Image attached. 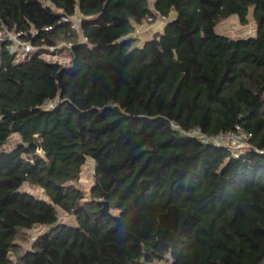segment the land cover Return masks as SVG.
Segmentation results:
<instances>
[{
	"label": "trees",
	"instance_id": "16d2710c",
	"mask_svg": "<svg viewBox=\"0 0 264 264\" xmlns=\"http://www.w3.org/2000/svg\"><path fill=\"white\" fill-rule=\"evenodd\" d=\"M153 1L0 0V32L42 47L0 46V264H264V0ZM251 10L255 36L217 31ZM61 43L69 65L42 57ZM236 126L237 155L185 135Z\"/></svg>",
	"mask_w": 264,
	"mask_h": 264
},
{
	"label": "rangeland",
	"instance_id": "374dc122",
	"mask_svg": "<svg viewBox=\"0 0 264 264\" xmlns=\"http://www.w3.org/2000/svg\"><path fill=\"white\" fill-rule=\"evenodd\" d=\"M151 7H153L154 1L150 0ZM153 9V8H152ZM154 11V10H153ZM155 18H151L148 21H145L141 26L137 27L136 36L140 38L141 44H143L147 39L152 38L158 32L163 31L165 24L176 17V14H171L170 18H163L159 14H155ZM80 21L78 19L74 20V27L79 29ZM217 31L223 34L230 36L233 39L255 36L257 31V25L253 17V10L250 11L248 17V24L242 25L238 19V17L233 16L227 20L222 21L217 26ZM45 54L43 57L51 62H57L61 65H69L70 57L68 53V49L65 43H61L56 47H48L44 50ZM20 140L19 136L13 135L10 140V147L16 145V143ZM95 182L94 178V162L92 159H88L86 165L84 166L80 180L78 182V186L83 189L86 193H88L89 189ZM29 190L35 192L37 195L42 196V191L38 188H30L26 187ZM59 219L61 222H64L69 225H76V221L73 217L67 215L66 213L59 211L58 213ZM45 227L35 226L32 230L27 231L25 238L22 240V247L24 249H29L32 245V242L45 231Z\"/></svg>",
	"mask_w": 264,
	"mask_h": 264
},
{
	"label": "built area",
	"instance_id": "2783aa9c",
	"mask_svg": "<svg viewBox=\"0 0 264 264\" xmlns=\"http://www.w3.org/2000/svg\"><path fill=\"white\" fill-rule=\"evenodd\" d=\"M67 21H69V19L63 18V22ZM32 34L37 35L38 32L32 31ZM7 42L9 43L8 50L11 54L15 55L16 62H23L29 57L30 53L42 49V47H35L31 43L23 41L21 34L10 32L5 28L0 32V46L1 44ZM44 54L45 51L41 53L42 57ZM45 106H52V104L45 102ZM185 135L198 138L203 143H213L216 146L228 148L236 155L251 149L249 144V135L243 132L239 126H236L234 130L221 132L218 135L212 137L204 135L199 128L185 132ZM258 152L263 153V151Z\"/></svg>",
	"mask_w": 264,
	"mask_h": 264
}]
</instances>
